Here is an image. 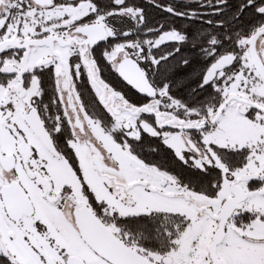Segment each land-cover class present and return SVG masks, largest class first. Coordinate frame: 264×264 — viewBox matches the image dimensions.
<instances>
[{
	"label": "snow or ice",
	"instance_id": "1",
	"mask_svg": "<svg viewBox=\"0 0 264 264\" xmlns=\"http://www.w3.org/2000/svg\"><path fill=\"white\" fill-rule=\"evenodd\" d=\"M0 264H264V0H0Z\"/></svg>",
	"mask_w": 264,
	"mask_h": 264
}]
</instances>
